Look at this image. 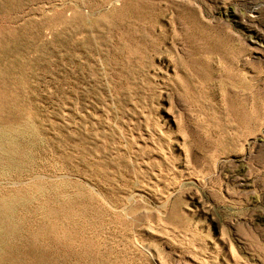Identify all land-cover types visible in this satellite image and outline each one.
<instances>
[{
    "label": "rangeland",
    "instance_id": "obj_1",
    "mask_svg": "<svg viewBox=\"0 0 264 264\" xmlns=\"http://www.w3.org/2000/svg\"><path fill=\"white\" fill-rule=\"evenodd\" d=\"M10 196L44 264H264V0H0Z\"/></svg>",
    "mask_w": 264,
    "mask_h": 264
},
{
    "label": "bare ground",
    "instance_id": "obj_2",
    "mask_svg": "<svg viewBox=\"0 0 264 264\" xmlns=\"http://www.w3.org/2000/svg\"><path fill=\"white\" fill-rule=\"evenodd\" d=\"M8 151L12 154L15 153L16 149L9 147ZM6 163L10 168L16 170L17 173L20 175V172L18 171L23 166V163L21 161H8ZM41 189L42 187L38 188V190ZM18 203L19 199L15 196H10V198L5 197L0 200V264H44V258L42 259V257L36 255L35 248L31 249V246L26 243H16L13 251L6 250L8 245L7 238L9 236H17V233L19 231L15 221H13L15 214L14 212H16L15 206H17Z\"/></svg>",
    "mask_w": 264,
    "mask_h": 264
}]
</instances>
